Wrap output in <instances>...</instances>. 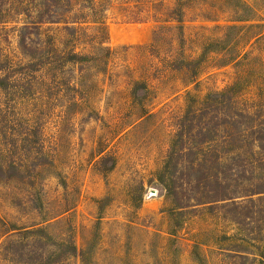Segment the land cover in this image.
Returning <instances> with one entry per match:
<instances>
[{
    "label": "rangeland",
    "instance_id": "374dc122",
    "mask_svg": "<svg viewBox=\"0 0 264 264\" xmlns=\"http://www.w3.org/2000/svg\"><path fill=\"white\" fill-rule=\"evenodd\" d=\"M41 2L0 0L13 62L10 30ZM61 2L87 13L74 49L91 58L40 74L24 108L43 109L46 160L0 179V264H264V224L176 209L164 173L188 108L225 88L264 103V0Z\"/></svg>",
    "mask_w": 264,
    "mask_h": 264
},
{
    "label": "trees",
    "instance_id": "16d2710c",
    "mask_svg": "<svg viewBox=\"0 0 264 264\" xmlns=\"http://www.w3.org/2000/svg\"><path fill=\"white\" fill-rule=\"evenodd\" d=\"M61 1L42 0L34 11L23 13L22 27L10 30L16 41L14 52H20L23 62H13L0 51V179L20 177L22 171L46 160L43 109L33 107L31 113L24 109L40 94L35 89L40 74L47 71L55 81L66 65L91 58L74 49L81 26L89 24L87 13L70 7L68 15H62L55 9ZM51 26H61L56 27L61 29L60 42L49 33ZM7 30L1 27L0 35L10 47ZM174 137L164 164L165 189L173 206L179 210L203 206L241 228L260 231L264 224V103L242 100L231 94V88L209 94L178 119Z\"/></svg>",
    "mask_w": 264,
    "mask_h": 264
}]
</instances>
